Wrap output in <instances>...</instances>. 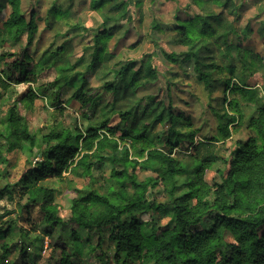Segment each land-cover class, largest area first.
Listing matches in <instances>:
<instances>
[{
    "label": "rangeland",
    "instance_id": "374dc122",
    "mask_svg": "<svg viewBox=\"0 0 264 264\" xmlns=\"http://www.w3.org/2000/svg\"><path fill=\"white\" fill-rule=\"evenodd\" d=\"M98 1L101 0H20L22 15L29 22L34 14L38 25L30 51L40 72L35 84H13L9 91H0V191L8 184H21L25 173L43 162L41 151L47 146V135L64 130L74 137L77 128L86 131L101 127L110 118L121 134L112 136L101 129L100 140L107 133L111 142L118 141L121 150L125 146L131 148L130 159L143 154L137 171L139 180L156 179L157 173L146 168L143 161L151 150L171 152L161 138L171 127L169 111L178 117L175 129L181 134L171 156L190 172L201 160L212 159L206 180L211 186L221 183L233 144L250 136L246 129L236 132L231 126L232 137L225 140L221 116L231 112L230 102H235L248 121L264 105V0H102L96 7ZM124 2L126 6L121 5ZM10 13L6 7L3 18L0 16V72L11 61L2 55L19 53L27 45L26 35H10L2 27ZM207 15L218 16V21L213 22V30L204 31L195 20ZM183 26L189 28L188 36L193 41L182 37ZM103 32L105 35L98 38ZM190 42L194 50H190ZM192 52L197 56L188 58ZM134 62V70L141 63L143 67L132 82V72L122 76L120 70ZM109 84L117 93L107 90ZM79 88L86 97L92 95L98 100L84 104L77 96ZM239 88L246 92L240 93ZM31 91L37 94L32 104L28 100ZM151 98L155 101L148 107ZM11 108L24 119L36 141H24L9 152L11 132L3 121ZM163 111L159 122L157 118ZM126 112L131 115L124 123L118 115ZM97 149L98 142L88 158L91 175L82 166L73 170L85 154L80 152L62 178L39 184L54 189L55 203L64 220L71 217L74 200H81L88 192L104 196L113 193L112 149L107 146L101 150L103 159L95 166L99 162ZM190 176L177 177L180 189L176 195L186 192L182 184ZM170 188L159 183L149 189L148 200L166 207ZM128 192L134 195L130 186ZM207 197L213 199L212 194ZM27 199L18 195L15 200L7 196L0 199V226L10 225L11 229L9 236L0 237V254L4 245H16L7 255V264L14 263L21 250L25 252L26 264H57L62 251L52 254L49 237L40 228L46 221L40 209L34 208L30 217L26 210L18 209L17 202L25 204ZM143 218L152 217L146 214ZM153 218L157 224L168 223L167 214L156 212ZM75 231L78 241L70 228L55 230L66 239L63 255L70 262L140 264L125 255L116 262L112 226L99 232L79 227ZM75 243L78 251L74 250Z\"/></svg>",
    "mask_w": 264,
    "mask_h": 264
},
{
    "label": "trees",
    "instance_id": "16d2710c",
    "mask_svg": "<svg viewBox=\"0 0 264 264\" xmlns=\"http://www.w3.org/2000/svg\"><path fill=\"white\" fill-rule=\"evenodd\" d=\"M101 2L102 0L96 2V7ZM20 3V0H0L2 18L6 7L11 10L8 18L1 24L2 27L10 35L27 37V45L22 51L2 55L11 58L5 69L0 72L2 93L9 91L13 84L37 83L40 72V66L34 64L35 57L30 51L38 25L34 14L31 15L29 22L25 19L20 10ZM121 5L126 6V2ZM217 21L218 16L215 15H207L204 18L197 16L195 20L196 23L203 25L204 31L213 30V22ZM183 29L182 37L190 40L187 30L189 28L183 26ZM103 35L105 32L97 37L101 38ZM189 46L190 50H194V44L190 42ZM229 50L228 46L227 51ZM193 55L197 56L192 52L188 58ZM135 63H129L120 70L122 76L128 71L132 72V82L143 67L141 63L139 69L134 70ZM151 75H154L153 72ZM107 87V90L117 93V89L111 84ZM238 91L245 93L246 89L239 88ZM248 93L253 95L252 92ZM77 96L84 104H89L94 99L98 100L92 95L86 97L82 88L78 89ZM36 97L37 94L31 91L28 95L29 103L32 104ZM154 101L155 98H151L147 106ZM230 103L232 111L221 116L223 120L221 131L225 135V140L232 137L233 132L229 129L231 126L235 127L236 132L246 129L250 136L233 144L230 156L225 161L228 168L222 174L221 183H214L211 186L206 180V174L213 165L212 159L201 160L190 172L186 166L171 156L173 149L179 145L181 134L175 129L178 117L169 111L171 127L161 138L170 146L171 152L151 150L143 161L146 168L157 173L156 179L140 181L137 171L141 168L139 159L143 154L136 156V159H130L131 148L125 146L121 150L118 141L111 142L108 139L107 133H111L112 136L121 134L118 125L110 118L105 120L101 127H91L86 131L77 128L74 137L64 130L47 135L45 138L47 146L41 151L45 156L43 162L31 167L25 173L21 184H8L1 190L0 199L7 196L15 200L16 195L28 197L25 204L17 202V205L20 211L26 210L29 217L34 208L40 209L46 218L40 228L49 237L52 254L56 255L59 250L62 251L57 264L77 263L70 262L63 255L66 251V239L63 233H56V229L70 228L74 240L78 241L76 227L99 232L106 226H112L111 238L115 243L116 262L125 255L127 259L140 264H264V105L258 108L255 116L246 121L237 104ZM163 113L164 111L158 116L157 121H162ZM130 115L131 112H126L119 113L118 116L127 123ZM3 124L8 126L11 132L9 152L24 141L35 143V134L30 132L24 119L14 108L9 110ZM101 129L107 130L104 140H100ZM128 135L133 137L131 132ZM96 142L98 149L95 156L99 162H96L95 166H99L103 159L99 152L107 146L112 149L110 159L115 165L112 175L115 181L113 193L111 196H104L96 191L88 192L81 200H74L72 215L64 220L59 215L55 203L54 189L39 184L51 178H62L70 162H73L80 152L85 154L73 170L82 166L85 172L91 175L92 165L88 163V158ZM186 174L191 175L188 181L182 184V190L186 189V192L176 195V191L180 189L177 177ZM161 182L171 186L168 189L169 201L165 204L166 207H170L168 211L166 207L150 202L147 197L149 189L155 188ZM129 186L134 189L132 196L128 192ZM209 194H212L213 199L207 197ZM193 201L196 203L192 204ZM156 212L167 214L168 223L157 224L153 218ZM146 214H151L152 218L145 220L143 217ZM10 231V225L0 226V237L9 236ZM74 245V250L78 251L77 244ZM16 247L3 246L0 264H7V255ZM25 258V252L21 250L19 257L12 264H26Z\"/></svg>",
    "mask_w": 264,
    "mask_h": 264
}]
</instances>
